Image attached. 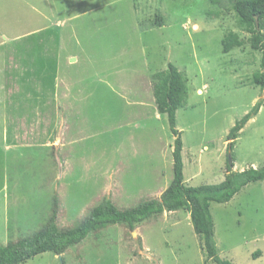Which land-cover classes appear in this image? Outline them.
Instances as JSON below:
<instances>
[{
	"label": "rangeland",
	"instance_id": "rangeland-1",
	"mask_svg": "<svg viewBox=\"0 0 264 264\" xmlns=\"http://www.w3.org/2000/svg\"><path fill=\"white\" fill-rule=\"evenodd\" d=\"M218 1L0 0V244L38 230L56 194L61 228L105 196L119 208L161 196L174 177L175 136L156 108L152 76L169 63L188 80L177 111L186 184L225 180L228 134L259 100L231 164L264 165V89L253 82L261 53L231 2ZM229 32L243 44L225 52ZM2 52L13 55L3 67ZM211 212L222 258L264 264V180ZM22 264L215 263L181 210L135 230L109 226L62 256Z\"/></svg>",
	"mask_w": 264,
	"mask_h": 264
},
{
	"label": "trees",
	"instance_id": "trees-1",
	"mask_svg": "<svg viewBox=\"0 0 264 264\" xmlns=\"http://www.w3.org/2000/svg\"><path fill=\"white\" fill-rule=\"evenodd\" d=\"M237 15L238 26L251 34L250 42L261 53V68L253 75V82L264 89V0H229ZM219 4L218 0H214ZM155 24L164 25L162 16ZM153 23V25H155ZM243 41L235 32H229L222 40L223 49L229 52ZM153 94L159 114L166 115L170 130L175 136L173 151L174 177L161 196L148 199L130 208H119L110 196L94 206L83 219L72 227L61 228L58 224L59 200L54 196L51 214L42 226L28 236H22L6 244H0V264H22L46 252L62 256L72 246L78 245L94 232L112 225H125L135 230L139 225L164 212L185 210L189 213L195 232L200 236L207 260L215 264H235L219 255L215 236L212 203H228L247 185L264 180V165L244 170H232L235 161L234 148L243 128L256 117L263 105L259 100L241 119L236 120L228 134L227 151L231 163L228 174L219 184L187 185L184 174L182 131L177 126V111L188 101V80L178 67L169 63L167 69L152 76ZM234 165V164H233ZM260 252H256L259 256Z\"/></svg>",
	"mask_w": 264,
	"mask_h": 264
},
{
	"label": "crops",
	"instance_id": "crops-1",
	"mask_svg": "<svg viewBox=\"0 0 264 264\" xmlns=\"http://www.w3.org/2000/svg\"><path fill=\"white\" fill-rule=\"evenodd\" d=\"M8 38L6 37V40H7ZM8 43V42H7ZM0 44H1V46L2 45H4V42L2 41V42H0ZM7 48H8V50H9V45H7ZM9 52H10V50H9ZM2 57H1V63H2V67H3V65H4V63L6 62V59L8 58V59H13V58H11L13 55H7V56H5V54H4V52H2ZM10 54V53H9ZM7 57V58H6Z\"/></svg>",
	"mask_w": 264,
	"mask_h": 264
},
{
	"label": "water",
	"instance_id": "water-1",
	"mask_svg": "<svg viewBox=\"0 0 264 264\" xmlns=\"http://www.w3.org/2000/svg\"><path fill=\"white\" fill-rule=\"evenodd\" d=\"M233 167V165H231Z\"/></svg>",
	"mask_w": 264,
	"mask_h": 264
}]
</instances>
